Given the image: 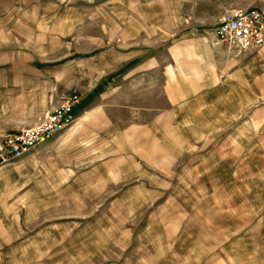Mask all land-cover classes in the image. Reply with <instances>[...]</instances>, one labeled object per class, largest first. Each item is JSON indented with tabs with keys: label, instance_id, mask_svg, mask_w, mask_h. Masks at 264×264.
<instances>
[{
	"label": "rangeland",
	"instance_id": "rangeland-1",
	"mask_svg": "<svg viewBox=\"0 0 264 264\" xmlns=\"http://www.w3.org/2000/svg\"><path fill=\"white\" fill-rule=\"evenodd\" d=\"M231 3L264 12V0H0V56L68 55L99 82L62 145L0 159V264H264V110L202 103L194 127L182 101L198 38L215 39Z\"/></svg>",
	"mask_w": 264,
	"mask_h": 264
},
{
	"label": "crops",
	"instance_id": "crops-1",
	"mask_svg": "<svg viewBox=\"0 0 264 264\" xmlns=\"http://www.w3.org/2000/svg\"><path fill=\"white\" fill-rule=\"evenodd\" d=\"M227 4L220 11L236 8ZM209 10V9H208ZM219 8L198 15L218 14ZM216 42V43H215ZM39 51V50H38ZM29 48L18 55L0 56V144L6 135L35 126L47 113L56 109L68 93L76 88L83 100L99 86L85 62L77 66L68 55L54 56ZM85 82H89L86 88ZM91 84V85H90ZM89 90V94L85 95ZM182 100L187 115L186 126H198V104L205 103L218 111L219 105L231 104L233 112L248 110L258 114L264 110V47L240 60L230 58L215 39L198 38V77L187 82ZM75 91V90H73ZM73 91L69 94L71 95ZM84 95V96H83ZM199 112V113H198ZM191 121L195 123L192 124ZM62 131L34 148L35 151L54 149L63 144Z\"/></svg>",
	"mask_w": 264,
	"mask_h": 264
},
{
	"label": "built area",
	"instance_id": "built-area-1",
	"mask_svg": "<svg viewBox=\"0 0 264 264\" xmlns=\"http://www.w3.org/2000/svg\"><path fill=\"white\" fill-rule=\"evenodd\" d=\"M215 37L230 58L240 60L246 57L264 47V12L243 8L226 11L215 28ZM80 101V95L74 91L35 126L6 135L0 145V159L22 158L42 142L71 127Z\"/></svg>",
	"mask_w": 264,
	"mask_h": 264
}]
</instances>
